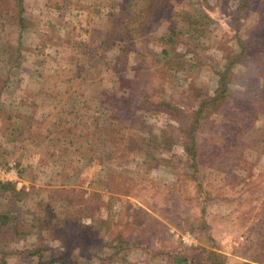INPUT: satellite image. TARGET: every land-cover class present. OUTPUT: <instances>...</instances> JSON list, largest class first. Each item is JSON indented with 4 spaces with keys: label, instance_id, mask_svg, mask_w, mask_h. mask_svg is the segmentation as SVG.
<instances>
[{
    "label": "rangeland",
    "instance_id": "374dc122",
    "mask_svg": "<svg viewBox=\"0 0 264 264\" xmlns=\"http://www.w3.org/2000/svg\"><path fill=\"white\" fill-rule=\"evenodd\" d=\"M142 1L135 0L133 8ZM51 2L53 10L60 9L58 16L55 10L25 15V26L18 36L12 34L14 21L0 20V81L11 78L15 85L11 84L10 91L3 87V95L11 94V98L29 86V82L17 84L15 76L29 80L39 71L32 69L31 75L26 72L29 69L17 68L16 61L37 65L58 62L65 64V76H76L80 71L100 83L70 84L76 96L80 93L93 98L84 113L87 120L81 112L69 111L64 117L62 132L73 144L65 147V161H69L64 164V186L54 190L48 186H57L60 181L37 179L28 187L35 196L25 190H13L14 195L25 192L21 195L24 202L33 197L30 209H42L69 190L82 206L112 195L118 210L109 219V230L92 224L94 227L84 231L74 228L64 235L79 255L112 254L105 264H174L173 256L181 255L190 258V264H214L217 260L223 264H264V44H257L264 40V0L239 4L237 0H160L146 23L147 32L130 39V25L122 20L119 8L116 17L95 22L101 6L112 8L114 0ZM68 3L84 14L70 15L80 32L98 30V37L107 45V31L112 32L115 41L111 51L94 53L91 48L83 56L76 54L80 49L86 52L87 44L94 42L79 40L77 30L64 33L62 10ZM236 4L244 12L246 52L232 66L224 95L202 108L201 128L196 134L202 159L192 166L180 144L164 147L171 139L188 143L191 137L181 122L169 120L156 103L168 100L174 114L219 95L217 71L232 57L230 48L237 47L232 40ZM188 14L197 15L198 24H189ZM167 26L177 32L172 41L163 39ZM122 44L130 52L127 55L119 50ZM48 47L58 48L59 55L49 53ZM46 67L44 64L38 74L47 73ZM0 101L8 103L3 98ZM12 156L21 159L17 153ZM7 161L0 160V164ZM14 161L19 170L21 160ZM18 205L26 214L29 207L23 202ZM25 233L22 230L17 239L8 237L9 249L21 251L29 241L35 248L41 246L38 234ZM185 234L192 237L189 246L181 240ZM102 237L111 241L112 249ZM19 259V264H29L25 255ZM76 263L72 258L65 262Z\"/></svg>",
    "mask_w": 264,
    "mask_h": 264
},
{
    "label": "trees",
    "instance_id": "16d2710c",
    "mask_svg": "<svg viewBox=\"0 0 264 264\" xmlns=\"http://www.w3.org/2000/svg\"><path fill=\"white\" fill-rule=\"evenodd\" d=\"M159 1L160 0H143L141 2V5H139L137 8H133L135 0H126L121 3V18L125 21V23H128V25H130V27H128L130 28L129 34L127 35L128 39H130V36L132 35L139 36L147 32L148 29H146L145 27L146 23L154 14L155 7L156 5H158ZM242 1L245 2L247 0H237L238 4ZM144 2L147 3V7H144ZM190 4L192 5L194 3L190 1ZM238 4H236V13L233 19L235 28L233 33L234 35L232 37V40L237 47L230 48L232 57L221 67L220 70L217 71L218 83L219 87L221 88L219 95H217L215 98L204 99L203 101H201V103L194 107L187 105V108H184L183 111H176V113L174 114H172L173 106L171 103H168V100H162L156 103L158 104V108H161L162 112L167 114L169 120H172L173 122H181L186 128L187 134H189V136L191 137V141L188 143L180 142L176 139H171V143L169 144L164 141L165 137L161 136L162 142H165L163 143L164 147H171V145L175 143L180 144L183 151L185 152L186 157H188L192 161V166L196 165V163L200 162V159H202V156L196 148V134L197 130L201 128L200 113L202 111V108L204 104L209 103L210 105H212L216 99L224 95L223 91L226 86L227 78L231 70L233 69L232 66L236 64L237 61L241 57H243L246 52V43H244L245 37L242 35V21H245V19L243 18L244 12L240 11L241 9H239ZM0 10V20H3L2 22H5L8 19L14 21V19L16 18L18 26L23 31L22 28H24L25 26V9L22 6L21 0H12L10 6H1ZM134 15L138 18L137 21H134ZM188 16L189 20H191H187L189 24H198L199 17L197 15L188 14ZM111 34L112 32L107 31L109 40L108 43L110 46H113L115 40ZM176 34L177 32L174 28L167 26L166 34L163 35V39L165 38V41H172V38L176 36ZM123 39L124 38L122 37L119 39V41L123 42ZM260 43L264 44V40H262V42H258L257 44ZM49 48V53H55L56 55L60 53V50H58V48L55 49L52 47H48V49ZM119 50L123 51L124 55L130 53L124 48L123 44L121 45ZM160 53L161 55H163L164 49H161ZM162 61H164V59H162ZM167 62L168 61L166 60L165 63ZM108 63L109 62L104 64L107 65ZM170 64L169 66H172V63ZM112 68H115V66L113 65ZM117 73L118 71L116 72V74ZM9 80L10 78H5L4 82H0V88L2 89L4 87L7 91H10L12 89V83ZM147 133H149V136H151V130L147 129ZM142 138L144 139L148 137H141V140ZM148 139L152 140V137H149ZM61 141L65 144L69 143V140ZM14 186L15 185L10 182H0V264H19V257L21 255H25L26 257H28L29 264H65V262L68 259L71 260V258L77 262L76 264H85L86 260L89 261L88 264H90V262L94 260L97 261V264H105V260H109L110 257L113 256L110 253L104 255L97 253L95 255H79L78 252L73 251L76 249V247L73 244L72 240L68 241V239L64 237L66 232H69L74 228L82 229L84 231L85 229H88L95 224L104 227V229L106 230H109V219L114 214V211L118 210L115 209V206H117L118 203L115 202L114 204V197H112V195H106L104 200L98 199V202H96L95 204L90 203L89 205L82 206L81 201H78V198L75 197L74 193L69 190L70 192H63L64 195L58 201L48 202L42 209H34L31 211L30 215H25L21 212L22 210H19L20 205H18V203L16 204L15 201L10 200L8 197L7 199L6 197H3L4 195L6 196L11 190H13L15 188ZM114 200L116 199L114 198ZM87 220H90L91 223L88 225L83 224ZM22 230L26 231L25 234H30L31 232L38 234L40 236L41 246L35 248L33 244L34 242L31 243V241H29L27 243L28 245L24 246L21 251H19L20 249H16V247L14 249H9V247L7 246L9 240L7 238L15 236V239H17L21 235ZM117 237L119 238L118 235ZM101 239H104L102 242L112 249L113 245L110 244L111 241L105 240L104 237H102ZM82 243H85V241H81L80 244ZM50 244H52L53 246H57L58 248L55 247L54 249H51L50 247H48V245ZM1 247H4V249H1ZM173 257H175L174 264H190L192 262L190 258L182 255L179 257ZM214 264L223 263L217 260L216 262H214Z\"/></svg>",
    "mask_w": 264,
    "mask_h": 264
},
{
    "label": "crops",
    "instance_id": "0c3cea01",
    "mask_svg": "<svg viewBox=\"0 0 264 264\" xmlns=\"http://www.w3.org/2000/svg\"><path fill=\"white\" fill-rule=\"evenodd\" d=\"M0 1L1 3H3V6H10L12 2V0ZM23 1L21 0L22 6L26 11L25 15L28 16H31V14H35L37 11H39V13L41 11L43 15H45L48 11L50 12L55 10V12H57L58 10L60 12V9L58 8H55L53 10V6H51V0ZM121 1L122 0H114V6L109 9H107V7L104 8L101 6L99 13L96 14L97 19L95 22L98 23V18L99 20H107L110 17H116L117 9L119 8L120 10L119 4L121 3ZM62 12L64 13L65 17L64 33L68 35L69 32H72L73 30L79 31L78 25L74 21L75 19H71L70 15H76V13H80L79 16L84 15L80 11V8H72L71 4L68 3L65 5V10H62ZM11 26V28L13 29L12 34L18 36V33H21L22 30L18 26L16 18L14 19V22ZM83 30L85 31H79L76 37L79 40L81 38L82 40L85 38L87 41H90L88 43H94H92L91 45L87 44L88 49L86 50V52L81 49L79 50L81 52L78 51L77 53L75 51L77 55L83 56L84 54L91 52V48H93V52L95 53L98 52V50L100 52L108 50L111 51V47H114L107 45V43H105L101 37H98L100 36L98 30L96 31L95 29L92 30L90 28L88 30ZM82 45H84L83 47H86L85 43H83ZM39 46L40 45H38V47ZM43 51L36 50V52ZM15 64L17 68L19 67L20 69H29L26 72L31 75L32 69L34 70L36 68H39V71H41V69L44 67V64H46L47 73L41 72L40 74H38L39 71H37V75L34 74L32 75L33 77L29 76V80H24L25 77L17 78V76H15L14 80L16 79L17 84H21L22 82H29V84L27 83V85L29 86L27 88H21V92H17V94L12 95L11 98V94L3 95V91H1L0 88V98L8 101L6 105L0 101V160H8L7 162L15 159L17 160V162L21 160V165H18L19 168H21L17 172V181L10 182L15 185V188L13 189L15 191L21 189L28 191V194L32 195V190H28V187L31 185L32 180H43L50 178H52V180L55 179L53 181L55 183L59 181L60 182L57 184V186L52 185L48 187L54 188V190L59 189L64 186V178L67 179V177H65L67 172H64V164H67V161L69 160L65 161V147H73V144H70L71 139H69L67 136L65 138V132H62V130H65L64 117L67 115V113H69V111H73V114H78L79 112H81L82 116H84V118L86 119L84 113H86V111L89 109L87 103L90 101L91 104L92 101L90 99L93 98L92 96L88 99V97L80 93H78V96H76L75 92L72 93L70 84L75 83L93 85L94 83L99 84L100 81H97L98 79H93L90 76L82 75V72L80 73V71L79 75L65 76V64L61 65L58 62L52 63L49 61L47 63L46 61L40 63V65H37V63L34 64L32 62L16 61ZM0 82L4 81L2 80ZM11 83L14 85L13 82ZM75 109L78 111L76 112ZM61 140H69V143L65 144ZM59 147H62L60 152L57 150ZM13 153H17L21 159L18 160L17 158L19 157L16 156L13 157ZM13 190H11L6 195V197L12 200L15 197V199L18 200H14L18 201V203L22 204L23 202V204L27 208L29 207V209H26L25 215H30L32 209H35H30V203L31 201H33V197L24 202L25 199L21 198V195H25V192L18 191V195L14 196L16 192ZM35 195L36 194H33V196Z\"/></svg>",
    "mask_w": 264,
    "mask_h": 264
},
{
    "label": "built area",
    "instance_id": "2783aa9c",
    "mask_svg": "<svg viewBox=\"0 0 264 264\" xmlns=\"http://www.w3.org/2000/svg\"><path fill=\"white\" fill-rule=\"evenodd\" d=\"M17 172L18 168L14 160L0 164V182L17 181ZM191 239L192 237L188 234L181 235V240L185 246H189L191 244Z\"/></svg>",
    "mask_w": 264,
    "mask_h": 264
}]
</instances>
